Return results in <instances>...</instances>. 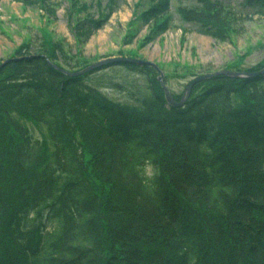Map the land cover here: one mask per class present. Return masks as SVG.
<instances>
[{
    "label": "trees",
    "instance_id": "obj_1",
    "mask_svg": "<svg viewBox=\"0 0 264 264\" xmlns=\"http://www.w3.org/2000/svg\"><path fill=\"white\" fill-rule=\"evenodd\" d=\"M193 1L177 7L182 20L235 30L231 0ZM170 4L143 10L154 34ZM111 13L77 21L75 36L86 42ZM58 47L26 40L0 68V264H264V72L203 79L174 105L154 66L73 76L50 60L73 71L92 60L78 49L61 61ZM115 64L147 70V96L113 100L92 82Z\"/></svg>",
    "mask_w": 264,
    "mask_h": 264
},
{
    "label": "rangeland",
    "instance_id": "obj_2",
    "mask_svg": "<svg viewBox=\"0 0 264 264\" xmlns=\"http://www.w3.org/2000/svg\"><path fill=\"white\" fill-rule=\"evenodd\" d=\"M193 2L171 0L166 14L169 26L154 34V21L142 16L153 0H37L31 6L20 0H0V61L13 55L26 40L32 50H38L49 39L60 42L62 48L58 47L57 54L61 61L65 54L73 55L81 49L92 62L123 55L155 62L160 65L164 80L168 79V87L177 93L201 74L234 64L245 69L264 61V7L231 0L239 15L233 22L235 30L229 36L215 37L205 33L200 23L182 20L177 7ZM110 9L113 13L109 19L86 42H80L74 24L98 19ZM149 76L147 70L133 71L115 64L97 72L92 82L98 81L100 89L113 100L136 103L151 90ZM28 125L36 137L45 131L34 122L29 121ZM147 171L152 172L153 166H148Z\"/></svg>",
    "mask_w": 264,
    "mask_h": 264
},
{
    "label": "water",
    "instance_id": "obj_3",
    "mask_svg": "<svg viewBox=\"0 0 264 264\" xmlns=\"http://www.w3.org/2000/svg\"><path fill=\"white\" fill-rule=\"evenodd\" d=\"M7 60L8 59L4 60L2 62V64H0V68L6 62H8ZM123 60H129V61H133V62L136 61V62L145 63V64L148 63V64L154 66L156 69H158L160 71V74L158 75L159 80L161 82L162 87H164V89H165V96L168 99V102H171L174 105H181V103H184L186 101V99L188 98V96L190 95L191 89L193 88V85L197 82L202 81L203 79L213 78V76L219 75V74H223V75L227 74V75H230L233 77H235V76L246 77V76H254V75H257L258 73L264 72V67L260 70H257V72H250V71H246V70L245 71H239V70H231V69L223 68L222 70H217V71H214L212 73H208V74L201 75L199 77H195V78L191 79V81L189 83H187L184 95L182 96V99L180 100V102H177L175 100V98H173L170 87H167V85L164 81L163 71L161 70L160 66L158 64H156L155 62H152V61L143 60V59H140L137 57L131 58L128 56H123V57L112 56L111 58H103L100 61L94 62V63L90 64L89 66L80 69V71H70V70L68 71L66 69L61 68L59 65H54V66L58 67L61 70H64L68 75L70 74V75H74V76H79L80 74H83L85 72H89L92 69L101 67V65L109 64V63L116 62V61H123ZM50 62L52 63V61H50Z\"/></svg>",
    "mask_w": 264,
    "mask_h": 264
}]
</instances>
